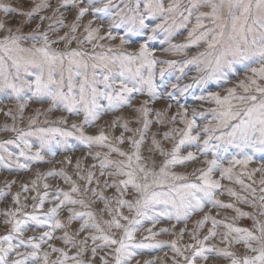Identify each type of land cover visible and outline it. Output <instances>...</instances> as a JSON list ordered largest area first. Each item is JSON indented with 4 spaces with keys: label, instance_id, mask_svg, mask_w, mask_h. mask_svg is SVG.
<instances>
[{
    "label": "snow or ice",
    "instance_id": "snow-or-ice-1",
    "mask_svg": "<svg viewBox=\"0 0 264 264\" xmlns=\"http://www.w3.org/2000/svg\"><path fill=\"white\" fill-rule=\"evenodd\" d=\"M98 2L101 6H97ZM121 3L123 6L114 0H58L53 14L46 16L40 13L53 8L52 0H39L29 10L11 7L0 0V10L5 16L26 18L21 26L15 28V33L7 21H0V32L8 33L0 39V105L15 100L20 120L24 119L25 109L33 102L50 103L49 113L62 111L69 116L83 115L82 123L71 124L72 130L53 127L25 131L15 124H6L3 131L17 133V140L24 147L19 156L8 152L3 145H0V151L7 153V159L13 161L17 168L30 170L29 164L20 162L21 158L43 162L42 153L46 148L51 155H56L51 150L54 142L65 151L75 150L67 143L72 137L89 149L93 146L107 148V152H97L92 156L99 161V165H92V169L99 167L101 177L114 178L111 182L105 180L103 188H114L118 194L106 197L100 189L101 182L96 179V172L88 170L86 175L81 174L79 161L76 163V175L85 182L83 190L63 170L37 173L31 188L27 184L22 185L23 192H36L31 197L34 201L31 212L26 211L29 205L21 201L19 192L12 196L14 207L0 210L4 225H10L7 234L0 235V264H95L100 252L105 253L99 256L101 264H110L109 257L114 264H131L137 250L165 246L164 242L156 241V237L169 233V229L153 231L161 220L187 225L192 216L204 212L209 206L233 209L237 215L232 219H250L252 228L238 227L205 214L190 234L194 243L181 248L178 241L173 240L168 245L175 254L172 264H208L209 260L216 258L226 259L229 264H264V0H121ZM67 8L77 10L75 22L71 25L65 24L66 16L61 11ZM88 15L93 19L83 26L86 35L78 40L75 33L81 27L80 21ZM37 16L39 22L32 33L28 36L20 34L23 25L31 24ZM97 19L101 24H96ZM44 21H49L48 29L41 31ZM150 21L155 22L154 26ZM103 23L108 24L106 34H102ZM64 27L70 28V33L58 39L50 38V33L57 35ZM121 29L123 35L118 32ZM181 29H188L186 41L172 43V38L180 35ZM158 34L163 35L160 43L168 44L163 49L167 54L186 55L187 49L200 46H204L205 51L179 62L158 60L156 49L151 46L160 39ZM140 37L146 39L139 42L137 51L128 52L126 46L138 43L137 38ZM105 39H119V48L108 46L105 53L93 54L87 59L88 54L80 50L58 52L52 49L53 44H71L73 41L80 45L90 44L94 49L105 48L99 43ZM29 40L33 41L31 48L21 46L22 42ZM157 65L166 67L157 69ZM189 65H195L201 75L194 79V84L180 88V96L186 95L196 85L210 83L225 94L209 91L206 96H196L195 99L214 103L215 107L207 111L193 108L189 115V109L181 105L182 111L168 118L173 127L163 133V140L174 141L171 150L166 151L155 135L151 139L152 147L148 149L164 157L157 170L156 160L142 155V145L153 123H166V113L156 112V120L149 119L152 112L149 104L164 100L165 96L169 100L175 99L174 93L166 91L169 83L165 79L166 73L184 75ZM229 84L233 86L226 87ZM171 87L176 89L177 86L172 84ZM136 93L149 97L135 109L140 115L135 123L142 121V127L133 130L129 121L124 120L121 124L119 119L111 124L113 128L119 124L124 132H133L132 138L126 140L123 133L112 137L103 129L98 135L86 134V126H95L106 113L130 107ZM101 101H106V104ZM171 107L168 104V108ZM4 114L13 121L17 119L12 109ZM40 115L37 110L36 116L29 118L30 125H35ZM208 115L211 119L207 122H197ZM177 117L182 128L175 127ZM44 123L67 125L68 119L61 117L50 121L45 118ZM137 135L138 138H134ZM32 136H38L40 144L38 150L29 155L33 145L28 137ZM56 137L61 139L56 140ZM113 140L120 145L127 142L131 151L122 150ZM232 149L236 150L235 154ZM257 153L260 154V166L249 170V165L256 162ZM113 154L119 159H112ZM201 157H204L203 163L207 167L193 170L190 175L195 180L189 174L173 171L176 166H187ZM4 159L0 156V167H10L2 163ZM67 162L72 163L71 159ZM108 169L113 171H106ZM216 173H219V179L214 178ZM257 173L260 174L259 181L254 179ZM57 176L71 186L70 191L59 189L50 193L47 191L50 185L46 182L43 183L46 191L43 194L37 191L41 181ZM242 177H247L251 183H245ZM223 180L238 184L252 199L242 196L234 188L225 189L221 183ZM257 183L259 191L254 187ZM93 184L96 187H92ZM6 187L9 191L0 190V199L10 195L12 185L7 184ZM130 191L134 193L133 199H125ZM225 191L229 197L255 209V214L220 200L219 196L225 195ZM28 199L24 197L25 201ZM46 202L54 206L44 212ZM98 202L103 203L101 212H106L110 219H103L102 215L98 217L91 210L92 204ZM62 209H67L66 221L60 219ZM123 209H127L130 215H125ZM76 221H79V228L75 233L69 232ZM145 221L152 227L145 229ZM209 222L208 234L200 238ZM221 226L226 231L218 233ZM36 230L43 231L38 236H27L29 231ZM57 230H62L63 235L55 236ZM142 231L147 235L137 241L136 235ZM185 231H180L179 239H183ZM85 232L87 236L77 239ZM117 232L121 233L119 238H116ZM218 235L220 243L227 247L211 243ZM54 239L61 240L69 251L75 249V254L69 255L65 248L55 247L50 243ZM89 241L92 244L90 257ZM45 245L50 251L44 250ZM233 245H243L246 252L238 255L231 250ZM53 253H58L56 259L51 258ZM145 264H155V261H146Z\"/></svg>",
    "mask_w": 264,
    "mask_h": 264
},
{
    "label": "rangeland",
    "instance_id": "rangeland-1",
    "mask_svg": "<svg viewBox=\"0 0 264 264\" xmlns=\"http://www.w3.org/2000/svg\"><path fill=\"white\" fill-rule=\"evenodd\" d=\"M4 3L9 4L11 7H15L17 9H23V10H29L34 3H38L39 0H3ZM58 0H52L53 8L48 9L45 12L40 13V15H46V16H51L53 14V9L56 5ZM114 3H120L121 6L123 4L121 3V0H114ZM97 6H101L100 3H97ZM65 13L66 19H65V24L71 25L73 22H75V18L77 15V10L73 8H67V9H61ZM115 10L113 9V12ZM57 16H59V13H56ZM26 18L21 17L18 15H9L5 16L3 11L0 10V21H7V24L9 27L13 28V32L15 33V28L18 26H21L22 21H24ZM93 19L91 15L85 16L82 21H80L81 27L78 29V31L75 33L77 36L78 40H82L86 33L84 32V25L88 23L89 20ZM39 22V16L36 17L35 20L32 21L31 24H24L22 27V31L20 34L28 36L32 33L33 29L36 27V24ZM150 25L154 26L155 22L150 21ZM48 24L49 21H44L42 26H41V31H45L48 29ZM96 24H101V21L99 19L96 20ZM95 26V25H94ZM59 27V26H57ZM108 28L107 23H103L102 25V34H106ZM120 35H123V30H118ZM187 32L188 29H181L180 30V35L173 37L172 38V43H184L187 38ZM67 33H70V28L64 27L60 28V31L57 35H51L50 33V38L51 39H58L59 36H63ZM8 33L5 32H0V39H3L5 35ZM114 34L116 32L114 31ZM160 36V39L156 42H154L151 46L156 49V58L158 60H175V61H184L186 59L191 58L192 56L198 54L199 52L205 51L204 46L200 47H192L186 50V55H170L167 54L163 51L164 48L168 47L167 43H160V40H163V35L158 34ZM146 39V37H140L137 38L138 43L126 46V50L128 52H135L138 49L139 42H143ZM33 41L29 40L27 42H22L21 46L25 48H31L32 47ZM99 43L104 44L106 47L105 48H93L92 45L90 44H84L80 45L77 42L73 41L71 44H67L65 42H61L59 44H53L52 49L54 51L58 52H69L73 50H80L88 55L85 57L87 59L89 56L93 54H99V53H105L107 51V47L110 46L112 48L118 49L119 48V39L109 41L107 39L100 41ZM39 46V44L37 45ZM160 67H166L165 65H157V69ZM99 71V70H98ZM201 73H199L196 69L195 65H189L188 68L185 69V74L181 75L178 72H173L172 74L166 73L165 79L169 82L167 84V92H172L175 95V99L169 100L167 99V96H165L164 100L157 101L155 103H150L149 107L152 109V112L149 116V119L155 121L156 112H165V120L166 123L164 125L156 124L153 123L152 126L149 129L148 134L145 137V144L142 145V155H144L146 158L149 156H152L157 163V170L159 165L163 162L164 157H161L158 153L155 152H149L148 149L152 147L151 144V139L152 136L155 135L158 140H161L162 147L166 151H170L174 141H164L163 140V133L165 131H169L173 125L168 122V118H170L173 115H176L178 111H182L181 105H184L186 108L189 109V115H191V110L195 108L197 111H207L211 108L215 107L214 103H208L206 101H200L195 99L196 96H201V95H207L209 91H220L222 95L225 93L217 88L214 84H209V85H196L193 88L189 89L188 93L184 96H180L178 94V91L180 88H183L185 85L188 84H194V79L199 77ZM177 77H179L177 79ZM242 78V77H240ZM157 83H160V78L157 75ZM235 83V80L233 81V84ZM172 84H175L177 87L176 89H173L171 87ZM233 84L226 85V87H231ZM101 89L103 86H100ZM134 102L133 104L128 107L126 106L125 108L121 109L118 112L114 113H106L105 115L102 116V118L96 122L95 126L93 127H87L85 128V132L87 135H98L100 130L103 129L107 135H110L112 137L119 136L121 133L124 134L126 140L128 138H132L134 136L133 132H124L123 128L118 124L115 128L111 127L112 121L114 120H120L121 124L123 123L124 120L129 121V127L132 128L133 130L141 128L142 127V121L140 124L135 123L137 119H140V115L138 112L135 111L136 108L140 107L141 104L143 103L144 100H148L149 97L147 95H140L139 93L134 94ZM102 103L106 104V101H101ZM168 104H171L172 107L171 109L168 108ZM50 103H29L27 108L24 111V119L20 120L19 118V113L17 111V104L15 100L11 101H6L3 105H0V108L3 109V111H0V145H3L4 148H7L8 152L13 153L15 156H19L21 149L24 147L22 144L19 143L17 140V133L15 132H5L3 131L4 125H9L11 126L12 124H15L18 129L22 130H32L35 131L36 129L39 128H53V127H59V128H64L66 130H72L71 129V124L73 122L75 123H82L83 122V115L81 114L80 116H69L68 113L62 112V111H56L49 113L47 110L50 107ZM9 109H12L13 115L17 117L15 121L11 119V117L6 116L4 113L7 112ZM37 110L40 111L41 115L39 116V119L35 125H30L29 123V118L30 117H35ZM61 117L67 118L68 119V124L67 125H60V124H55V123H48L45 124L44 120L47 118L50 121H56L60 119ZM211 119V115H208L205 119H198L197 122L199 124H203L207 122V120ZM179 117H177V123L175 124V127L182 128L183 125L180 124L179 122ZM74 131V130H73ZM134 138H138V135ZM56 140L61 139L60 137H56ZM178 139V137H177ZM28 140L30 143L33 145L32 153H29V155L35 153V151L38 150L39 144H40V139L38 136H32L28 137ZM10 141H16V143H10ZM68 145H70L72 148L75 150H68L65 151L63 147L58 146L55 142L51 145V150L56 152V155L53 156L51 155V152L48 151L46 148L44 152L42 153L44 155V161L43 162H34L31 160L25 161L23 158H21V163H27L29 164V169L30 170H24V169H19L17 168L16 164L13 161H10L7 159V153L0 151V156H3L5 159L3 160L4 165H9L10 167H0V190H3L5 192L9 191V189L6 187L7 184H11V190H10V195L7 197L0 199V210H7L9 208L14 207L12 203V196H14L17 192L21 193V201L26 202L29 207L26 209V211L31 212V204L34 203V201L31 200L32 196L36 195V192H23L22 190V185L27 184L29 188L32 187L31 182L36 179L37 173H47L48 171H65L69 176L72 177L73 180H75L78 184H80L81 189L85 187V182L81 181L79 179V176L76 175V163L79 161L81 164V169L82 172L81 174L86 175L88 170H94L96 172V179L100 180V189L104 191L105 196L108 198H111L115 195H118L116 193V190L114 188L110 189H104L103 184L105 180H109L111 182L112 179L107 176L101 177L99 175L100 169L99 167L92 169V165H99L98 160H94L92 156L97 153H105L108 151L107 148H101L98 146H93L91 149L87 148L85 145L81 144L80 141L76 140L74 137L69 138L67 141ZM113 143H117L115 140H113ZM19 145V146H18ZM117 146L120 147L124 151H131V146L127 142L123 145H120L117 143ZM25 151H27L25 149ZM233 154H235L236 150L232 149L231 150ZM186 154V153H185ZM256 155V162L253 164L249 165V170L252 168H257L260 166L261 160L259 159L260 154L257 153ZM209 158H211L209 156ZM68 159H71L72 163L69 164L67 161ZM112 159H119L115 154H113ZM204 157H201L199 161L197 162H190L187 166H176L173 171L177 173H184V174H191L194 169L196 168H201V167H207L203 163ZM225 166H227V163H225ZM106 171H113V169H108ZM237 172L240 171V168L237 167L236 169ZM190 178L192 180H195V177H192L190 175ZM215 179H219V173H216L214 176ZM242 179L245 180V183H251L250 180L247 179V177H242ZM255 180L259 181L260 179V174L257 173V175L254 177ZM14 182V183H13ZM48 183L50 187L47 189L50 193H56L59 189H63L64 191H70V185L66 184L64 180L57 176V177H48L46 181H41L38 184L37 191H39L41 194H43L46 189L43 187V183ZM222 184L225 185V189L228 187L234 188L238 193H240L242 196H247L249 200L252 199L251 196H249L246 192H244L238 184H233L227 180L221 181ZM92 187H96L95 184L92 185ZM254 187L257 188L259 191L260 185L257 183L254 185ZM89 193V197H90ZM27 196L29 199L27 201L24 200V197ZM134 193L131 191L129 194L125 196V199H133ZM89 197H84L86 200L89 199ZM79 198V197H76ZM52 197H49V200H51ZM219 199L222 200L224 203H232L235 204L236 207L240 208L241 211L244 212H249L255 214L256 210L248 206L247 204L240 203L236 201L233 197H229L226 194L223 196H219ZM54 205L52 203H45V208L43 209L44 212H47V210ZM115 207V205H112ZM104 205L101 202L92 204L91 210L95 211L97 213V216L100 217L101 215L103 216V219H110L107 215L106 212H101V209H103ZM125 215H130L127 211V209H123ZM205 214H211L214 216L217 220L224 221L225 223H234L235 226L238 227H247V228H252V221L247 218H242L239 220H233L232 217H235L237 214L233 209H217V208H212L211 206L207 207L204 212L198 213L194 216H192L185 225L183 222L176 224V222L173 221H167V220H161L159 224L153 228V231L155 232H160L161 229H169V233L164 234L161 233L156 237V241H161L165 243L164 247L161 248H151V249H144V250H137V255L133 258L131 264H145L146 261H155V264H172V260L174 257V252L172 251L171 247L168 246L171 241L177 240L178 241V246L183 248L184 245L188 243H194V241L191 240V233L192 231L196 228V222L200 219L203 218ZM68 217V212L67 209H62L61 214H60V219L66 221ZM225 217H228L227 220H225ZM4 218L0 217V235H5L7 232L10 230V225L6 226L3 223ZM123 223V221H122ZM175 225V227H173ZM152 227L151 223L148 221H145V229ZM211 227V223L209 222L207 225H205L203 231L200 233V238H203V236L208 234V229ZM79 228V221H76L73 223V225L68 229L69 232L75 233L77 229ZM182 229H186L183 239H179V233ZM43 230H36V231H29L27 233V236H33V235H40ZM226 231V229L223 228V226L219 227L217 229L218 233H222ZM175 233V234H173ZM121 233L117 232L116 233V238H119ZM55 236L59 237L63 235L62 230H57L54 233ZM88 233H82L80 237H77V239H83L84 236H87ZM147 235L146 231H142L137 233L136 235V240L141 241L143 240V237ZM221 237L218 235L215 240L211 241V243H215L218 247H227V245L220 243ZM55 247H61L65 248L66 251H69L67 246L63 244L61 240L54 239L50 241ZM91 241H89V257H90V249H91ZM45 251H50V249L47 247V245L44 246ZM235 251L238 255H242L246 252V249L244 248L243 245H233L232 249ZM75 249H72L69 251V255H74L75 254ZM104 252L98 253L97 259L95 261V264H101L99 260L100 255H104ZM186 255H190V253H185ZM58 256V253H53L52 254V259H56ZM89 257H86L89 258ZM110 259V264H114V261H111ZM208 264H229V261L223 258H216L214 260H209Z\"/></svg>",
    "mask_w": 264,
    "mask_h": 264
}]
</instances>
